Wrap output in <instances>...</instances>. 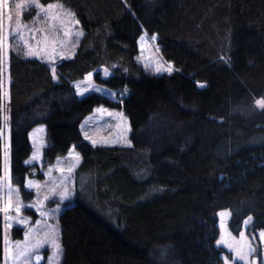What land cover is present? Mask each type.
I'll return each mask as SVG.
<instances>
[{"label":"trees","instance_id":"trees-1","mask_svg":"<svg viewBox=\"0 0 264 264\" xmlns=\"http://www.w3.org/2000/svg\"><path fill=\"white\" fill-rule=\"evenodd\" d=\"M59 2L83 36L54 78L48 64L11 52V169L24 185L31 131L47 128L44 159L75 146L86 195L60 215L61 264H223L218 213L239 235L252 218L264 230V0H40ZM156 35L172 74L145 72L138 39ZM2 8L0 5V39ZM128 90L121 102L79 98L73 82ZM0 46V109L3 104ZM123 110L132 147L87 142L81 123L96 107ZM0 111V130L2 129ZM3 144L0 136V175ZM0 217V264H3ZM16 235L21 238L19 230ZM242 264V263H236Z\"/></svg>","mask_w":264,"mask_h":264},{"label":"rangeland","instance_id":"rangeland-1","mask_svg":"<svg viewBox=\"0 0 264 264\" xmlns=\"http://www.w3.org/2000/svg\"><path fill=\"white\" fill-rule=\"evenodd\" d=\"M35 7L34 0H7L2 8L0 46L3 54L2 89V174L0 175V217L3 224V264H61L60 215L74 204L77 196L86 195L91 187L90 175L80 173L82 156L75 146L52 162L44 159L48 146L47 128L41 124L30 133L32 153L25 162L30 171L24 185L13 176L11 169L10 131L8 128L10 78L8 73L11 52L38 58L48 64L57 80L56 66L72 58L82 39L83 29L74 14L59 2ZM21 5L17 8L16 5ZM52 5V8H48ZM11 16V20H9ZM55 17V19H52ZM156 35L144 32L138 39L137 63L145 72L157 75L172 74L175 67L161 53ZM110 77L111 67L98 69L73 82L79 98L99 94L114 102H121L128 90H112L98 84L95 75ZM83 94H80V93ZM7 94V95H6ZM83 138L93 146L132 147L131 126L123 110L98 106L80 125ZM87 135V138L85 136ZM71 169V171H69ZM9 199L11 207H8ZM17 207L19 212L16 211ZM7 208V211L4 209ZM223 214V215H222ZM12 219H6V217ZM219 234L217 245L230 255H223V264H264V230L252 229V218L246 219L243 230L234 235L229 229L230 212L218 213ZM23 221H26L23 222ZM7 225H11L8 227ZM21 238H17L18 233ZM243 234V236L241 235ZM218 241H221L218 243ZM56 245H59V252ZM249 248L255 249L250 252ZM23 253V254H22ZM243 256L244 259L239 257Z\"/></svg>","mask_w":264,"mask_h":264},{"label":"snow or ice","instance_id":"snow-or-ice-1","mask_svg":"<svg viewBox=\"0 0 264 264\" xmlns=\"http://www.w3.org/2000/svg\"><path fill=\"white\" fill-rule=\"evenodd\" d=\"M34 4H35V7H39V8H42V7H43V6L40 5L39 3H35V0H34ZM0 5H2L3 7H7V6H8V5H7V0H0ZM16 7H17V8H20L21 5L17 4ZM48 8H49V9L52 8V5H49ZM52 19H55V17H53ZM9 20H11V16H9ZM53 73H55V69H53ZM80 94H83V93L81 92ZM6 95H7V94H6ZM256 104H257L260 108L264 109V99L257 100V101H256ZM0 135H2V133H0ZM85 138H87V135L85 136ZM69 171H71V169H69ZM8 207H11V200H10V199H9ZM4 211H7V208H5ZM16 211L19 212V208H18V207H17ZM222 215H223V214H222ZM6 219H9V220H10V219H12V218L9 216V217H6ZM250 219H251V217H249V220H250ZM23 222L26 223V221H23ZM7 226L10 227L11 225H7ZM241 235L243 236V234H241ZM260 236H261L262 239H264V232H262V233L260 234ZM220 242H221V241H218V243H220ZM56 247H57V250H58V252H59V245H56ZM249 251H250V252H253V251H255V249L249 248ZM22 254H23V253H22ZM239 258H240V259H244L243 256H240Z\"/></svg>","mask_w":264,"mask_h":264}]
</instances>
